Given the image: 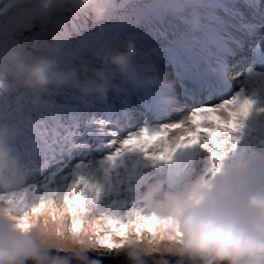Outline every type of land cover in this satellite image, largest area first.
<instances>
[{
    "label": "snow or ice",
    "instance_id": "obj_1",
    "mask_svg": "<svg viewBox=\"0 0 264 264\" xmlns=\"http://www.w3.org/2000/svg\"><path fill=\"white\" fill-rule=\"evenodd\" d=\"M104 8L99 20L87 0H8L0 8V42L74 63L131 40L151 77L150 86H122L75 111L20 104L22 94L0 80V124L16 130L22 162L21 183L0 191V202L22 213L23 227L47 215L66 220L74 237L90 235L93 250L69 264H129L122 251L111 254L130 234L162 242L168 222L144 210L139 196L154 175L184 180L188 169L174 172L177 161L214 173L242 141L264 147V0H104ZM68 119L87 124L73 133L82 146L88 132L102 136L95 167L72 173L57 163ZM99 249L107 256L90 254ZM146 264H177V257L154 252Z\"/></svg>",
    "mask_w": 264,
    "mask_h": 264
},
{
    "label": "clouds",
    "instance_id": "obj_2",
    "mask_svg": "<svg viewBox=\"0 0 264 264\" xmlns=\"http://www.w3.org/2000/svg\"><path fill=\"white\" fill-rule=\"evenodd\" d=\"M88 14L99 20L104 0H87ZM135 43L98 47L90 60L61 64L55 55H29L8 42H0V80L27 94L31 107L50 89L71 88L83 99L103 101L122 86H150L151 77L138 67ZM16 130L0 124V191L11 192L21 183L22 162L13 150ZM244 140L223 161L219 170L197 166L180 182L154 175L140 193L148 213L168 222L164 239L130 234L121 249L129 264H146L154 252L177 257V264H264V147ZM206 160V158H205ZM177 161L174 172H183ZM22 213L0 202V264H69L76 254L92 249L90 235L74 237L66 220L30 216L22 226ZM173 237L174 239H169ZM84 243L81 244L80 241ZM63 253V255H61Z\"/></svg>",
    "mask_w": 264,
    "mask_h": 264
},
{
    "label": "rangeland",
    "instance_id": "obj_3",
    "mask_svg": "<svg viewBox=\"0 0 264 264\" xmlns=\"http://www.w3.org/2000/svg\"><path fill=\"white\" fill-rule=\"evenodd\" d=\"M7 2H8V0L3 1V3H2L0 8H3ZM29 55H32V54H29ZM59 90H60V94H61L62 89H59ZM23 95H25V94H22L19 97V99H18V102H20V104L28 103V99L29 98H27L24 101V103L22 102ZM61 97H62L61 95H60V97L58 96V90L50 89L48 91L47 97L39 100L38 101V106H36L35 108H37V110H43V111L45 110L46 111V109H44L42 107H44L45 105H50V104L54 105L56 102L59 101V98H61ZM61 100H62V105H64L67 110L70 109L72 111H75L77 106L80 105V103L82 101L88 100V99H83L80 96L79 97H75V98L73 96H68L67 98H61ZM223 115L226 117L227 113L225 112V113H223ZM209 118L214 119V117H212V116H210ZM198 122H199V119H198ZM68 123L71 126V127H68V128L72 130L74 128V127H72L73 126L72 120L71 119L65 120L64 124H68ZM64 128L68 129L65 126H64ZM82 128H85V124H83V125L80 124L79 131ZM68 133H69V131H68ZM62 134H63V129H62ZM175 134L176 135H181L182 132H176ZM67 135L68 134L64 135V137H67ZM153 139L154 140H158L159 137H153ZM63 140H64V143H67L66 139H63ZM97 141H98L97 138L92 137V136H87L84 139V144H86V147H88V149L86 151H83V152H80V153H75L71 160L67 156H62V158L58 159L57 163L63 165L65 162H67L68 165H67V167H66L64 172H72V173H75L76 171L82 170L81 168L74 170L75 166L78 165L81 161L88 162V163H90L92 165V166H87V167H84V168H93V167H95L97 165V163L101 160V157L103 155V150L98 151V150L94 149V147L97 146ZM77 203H79V202H77ZM85 227H87V225H85ZM145 236H150V234L147 233V232H144L142 237H139V238L143 239ZM115 239L119 240L120 238L116 237ZM95 252H107V251L105 249H99V251H95Z\"/></svg>",
    "mask_w": 264,
    "mask_h": 264
},
{
    "label": "bare ground",
    "instance_id": "obj_4",
    "mask_svg": "<svg viewBox=\"0 0 264 264\" xmlns=\"http://www.w3.org/2000/svg\"><path fill=\"white\" fill-rule=\"evenodd\" d=\"M74 63H78V62H74ZM60 95L62 96L61 98H66V97H68L69 95H76V97H79L78 93H77L75 90L71 89V88H64V89H62L61 94H60V90H58V96L60 97ZM27 98H28V95H27V94L23 95V97H22V102L24 103V101H25ZM61 98H59V101L56 102V103L54 104L55 109H56L57 111H61V110L63 109V105H62V100H61ZM19 103H20V102H19ZM211 119H212V118H211ZM211 119H210V120H211ZM200 131L203 132V131H205V129H200ZM197 166H199V162H196V166H193V163H192L191 161H188V162H186V164H185V167L188 169V173H189V174L195 172L196 169H197Z\"/></svg>",
    "mask_w": 264,
    "mask_h": 264
},
{
    "label": "water",
    "instance_id": "obj_5",
    "mask_svg": "<svg viewBox=\"0 0 264 264\" xmlns=\"http://www.w3.org/2000/svg\"><path fill=\"white\" fill-rule=\"evenodd\" d=\"M90 254H92V255H104V256H107V252H95V251H91ZM61 255H63V253H61ZM111 255L112 256H115V253H112ZM105 264H114V262L111 261V260L106 259L105 260Z\"/></svg>",
    "mask_w": 264,
    "mask_h": 264
},
{
    "label": "trees",
    "instance_id": "obj_6",
    "mask_svg": "<svg viewBox=\"0 0 264 264\" xmlns=\"http://www.w3.org/2000/svg\"><path fill=\"white\" fill-rule=\"evenodd\" d=\"M62 64H65V63H62ZM67 64H76V63H67ZM44 111H45V110H44ZM61 111H62V110H61ZM141 140H142V141H145V139H144L143 137L141 138ZM71 148H72V149H75L74 146H72ZM71 148H70V149H71Z\"/></svg>",
    "mask_w": 264,
    "mask_h": 264
}]
</instances>
